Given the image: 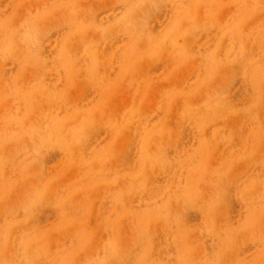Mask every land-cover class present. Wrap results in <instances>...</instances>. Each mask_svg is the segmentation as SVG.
Returning <instances> with one entry per match:
<instances>
[{
    "label": "rangeland",
    "instance_id": "1",
    "mask_svg": "<svg viewBox=\"0 0 264 264\" xmlns=\"http://www.w3.org/2000/svg\"><path fill=\"white\" fill-rule=\"evenodd\" d=\"M0 264H264V0H0Z\"/></svg>",
    "mask_w": 264,
    "mask_h": 264
}]
</instances>
